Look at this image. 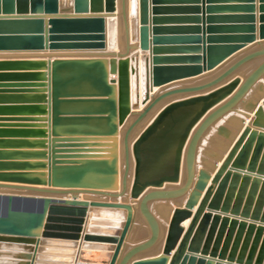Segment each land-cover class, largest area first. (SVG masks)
<instances>
[{"label": "water", "instance_id": "1", "mask_svg": "<svg viewBox=\"0 0 264 264\" xmlns=\"http://www.w3.org/2000/svg\"><path fill=\"white\" fill-rule=\"evenodd\" d=\"M127 1L121 0V7L117 12V0H0V9H3L0 12V52L78 51L48 54L49 58H61L48 64L40 62L19 65H49L50 86L56 99L106 98L93 100L105 101L108 105L105 112L93 114L106 116L109 123L108 131L89 134L105 137L92 138L107 143L100 145L107 148L99 152L102 154L58 163L60 166L51 168L47 175H0V182L18 184H0V264H3L1 256L4 243L22 247L15 261H12L15 264H35L36 260H43L48 247L69 249L70 255L74 257L82 245L85 248L99 243L105 244L108 252V259L98 262L100 264H169L172 252L176 249L171 264H264V242L260 257L256 261L254 259V253L264 235V216L261 221L251 219L247 214L239 219L225 209L219 213L220 210L214 205L203 212L206 221L214 220L224 227L231 226L255 233V242L247 260L207 249L201 250L200 241L197 236L193 237L192 231L203 207L198 208V214L183 238L185 229L181 226L183 221L193 216V210L199 205L211 180L209 171H217L213 184L219 183L224 177L219 185V192L224 190L233 175L237 177L244 174L250 177L256 173L252 167L246 170L239 161L234 164L233 161L240 151L242 153L247 148L248 145L244 144L249 136L252 140L258 137L264 139V109L258 108V101L264 97L263 88L255 91V100L244 105V111L248 114L239 112L236 108L264 76V63L246 77L238 71L245 64L264 57V47L245 54L246 44L256 40L251 35L253 27L240 28L248 30L244 32H249L250 35L209 38L210 42L213 39L223 42L216 45L207 43L206 38L207 24H253L255 16L251 12L240 15L207 14L206 0H202V8L197 4L184 7L161 6L157 3L164 0H153L152 9L150 0H139L138 20L135 17V0H131L133 7L130 16ZM150 12L153 17L152 38ZM119 16L124 25L125 49L120 47L119 52H105L106 49L113 51L119 46ZM166 25L190 26L165 27ZM260 36L264 39V26L261 27ZM138 39L139 44L136 43ZM257 44L263 45L261 42ZM138 49L150 53L144 57L146 88L143 98L140 93V56L132 55L129 59L131 52ZM131 61L136 63V67L130 68ZM224 68L222 73L204 84L151 95L153 88H161L174 81L194 78L203 73H206L203 78L210 77ZM110 74L118 75V80H110ZM131 74L136 75L134 104L131 103ZM85 81L89 83V92L78 90L71 93L70 89L80 87ZM186 94L193 96L168 104L132 141L133 133L159 104L171 97ZM228 97L230 98L225 103L216 107ZM55 103L59 104L60 101L56 100ZM141 104L144 106L141 112L132 113L138 111ZM214 107L216 108L212 110ZM237 111L250 120L249 124L245 125L241 118L230 116L225 121L226 124L239 129L244 127L236 144L221 168L218 164L224 158L206 148L205 154L217 163L203 160L202 166L206 170H200L197 176V154L201 141L220 120ZM250 114H254V117ZM135 116V120L130 121ZM60 122L54 119L56 129ZM125 124L128 128L122 141L124 171L120 179L119 125ZM193 128L195 130L191 134ZM224 128L219 129L223 131ZM260 130L262 133H259ZM187 142L186 178L182 183L181 160ZM170 146L173 147L169 148ZM132 157L135 160L133 177ZM37 167L39 168L33 171H46L43 164ZM2 168L0 165V170ZM261 175L263 173L258 172L257 179H264ZM180 183L182 185L176 188L167 186ZM212 190L213 187H210L208 193ZM188 193L190 196L184 207L174 209L173 206L164 204L159 208L160 211H165L163 215L166 218L172 214L163 251L155 256L136 259L154 251L163 239L162 227L151 211V203L177 201ZM91 195L114 201L90 198ZM207 195L209 198L210 194ZM120 199L123 201L120 202ZM103 209H111L123 216L111 234L92 232L91 228L96 222L88 220L90 214L97 215ZM137 212L150 228L151 236L130 248L118 262L124 244L130 239ZM201 231L204 233L203 229ZM188 241L189 247L186 249ZM85 254L86 250L82 249L77 262L94 263L86 259Z\"/></svg>", "mask_w": 264, "mask_h": 264}, {"label": "crops", "instance_id": "2", "mask_svg": "<svg viewBox=\"0 0 264 264\" xmlns=\"http://www.w3.org/2000/svg\"><path fill=\"white\" fill-rule=\"evenodd\" d=\"M153 0H150V9L153 7ZM157 3V2H155ZM202 0H164L157 4L161 6H194L191 4H197L202 8ZM128 15L132 14L131 8L133 3L131 0L127 1ZM135 17L139 20V0L134 2ZM121 0H117V12L120 10ZM252 8V9H251ZM207 14L216 15H240V13H250L255 16V22L253 24H212L206 25L207 43L220 44V39H213L212 42L209 38H227L234 36L250 35L248 30H242L241 27H253L255 41L253 43H247L245 47V54L254 50H259L264 47V39H261V27L264 26V0H206ZM3 12V9H0ZM118 14V13H117ZM152 14L150 12V33L151 38L153 36V25L151 22ZM186 27L190 25H166L165 27ZM202 27V25H200ZM119 37V46L113 51L104 50L105 52H119L120 47L125 49V33L124 25L121 16L117 17V38ZM107 42V41H106ZM258 42L263 43L262 46H258ZM134 44V42H131ZM139 44V39L136 41ZM222 45V44H221ZM235 45V44H229ZM243 50V51H244ZM78 51H21V52H0V165L3 166V170H0V175H28V174H40L49 173V170L54 166H60L58 163L72 162L74 158L84 156H95L102 153L101 151L107 150V148L100 145L107 143L96 141L92 138H105L104 136H91V132H106L109 130V123L106 116L96 115L93 113H103L108 109V105L105 101H93L104 100L106 98H71V99H56L53 94V89L50 86L49 65L45 67H29L28 65L19 64H31V63H45L50 61L60 60L58 58H49L48 54H63ZM140 56V90L142 95L145 93L146 88V66L144 57L149 56V52H143L140 49L135 52H131L129 59L132 55ZM38 55V56H37ZM40 55V56H39ZM37 56V57H36ZM264 63V57L255 59L242 67L238 72L245 77L248 76L253 70ZM136 67V63L131 61L130 68ZM227 67V66H226ZM45 68V69H40ZM210 77L203 78L206 73L194 78L174 81L161 88H153L151 95L157 94L161 91L170 90L174 88H183L198 86L204 84L220 73ZM238 73V74H239ZM45 75V77H37ZM48 75V76H47ZM109 79L118 80V75H109ZM117 85V84H116ZM131 85V103L136 102V75H130ZM82 86V89H79ZM89 83L83 82L78 88H72L71 93H76L78 90L89 92ZM262 87L264 91V76L257 82L254 88L246 95L244 101L236 108L239 112H244V105L250 101L255 100V91ZM193 95H179L166 99L159 104L139 125L138 129L132 135V141L134 142L140 133L147 128L156 116L170 103L177 100H183ZM143 98V97H142ZM230 97L219 103L216 107L225 103ZM59 100L60 103L56 104L55 101ZM67 100V101H63ZM69 100V101H68ZM258 108L264 109V97L258 101ZM141 110L144 106L141 105ZM214 107L212 110H214ZM211 110V111H212ZM230 113L220 120L213 128H211L201 141V147L197 154V176L200 170H206L202 166V161L207 159L212 163H217L211 160L210 157L205 154L206 148L213 153L220 154L224 159L219 162L218 167L221 168L223 162L229 156L230 151L236 144L241 130L244 128H236L225 123L230 116H236L245 121V125H248L250 120L241 115L240 113ZM135 111H132V113ZM178 113H181L178 112ZM253 118L254 114H250ZM102 117V118H97ZM76 118H89V120L79 121ZM132 117L130 121L135 120ZM54 119L60 120V124L56 129L54 126ZM171 125V124H169ZM262 125L264 126V117L262 118ZM220 127H225L223 131H220ZM128 125H119V146H120V179L124 171V160L122 156V141L123 135L127 130ZM166 129V127H164ZM196 128V127H195ZM191 131V134L193 131ZM84 132V133H79ZM262 133V130L259 131ZM86 134V135H81ZM191 136V135H190ZM82 138L84 140H82ZM189 141V139H188ZM188 142L186 143L181 160V181L182 183L186 178L185 169V150ZM248 145L242 153H238L233 161H239L246 170L253 168L256 173H253L250 177L244 174L235 177L234 175L227 181V184L222 192H219V185L223 181L224 177L219 183L213 184V180L217 174V171L208 173L211 175V180L203 192L202 199L199 205L193 210V216L186 219L181 223V226L185 229L182 238L190 228L194 218L196 217L198 208H202L201 213L198 215L197 222L192 231L193 237L197 236L200 241L201 250L207 249L210 252L216 251L217 253H225L227 256L234 255L237 259L243 257L247 260L248 255L251 252V248L255 242V233H249L247 230H240L239 228H232L231 226H222L221 223H216L214 220L206 221L204 219L203 212L207 211L210 206L214 205L220 210H227L230 215L235 214L237 218H242L246 214L249 218L259 219L260 221L264 216V179H257V173L262 172L264 177V139L258 137L257 139L249 136L244 144ZM170 146L169 148H172ZM44 165L46 171H33L40 165ZM135 167V160L132 157V175ZM183 167V168H182ZM231 168V167H230ZM243 173V172H242ZM256 176V177H255ZM259 177V176H258ZM197 178L195 179V183ZM182 183L167 185L168 187H180ZM3 185H18L9 182H0ZM179 185V186H178ZM22 186V185H21ZM213 187L211 193H208V189ZM38 188H46L38 186ZM10 192H19L14 190H6ZM209 195V198L207 197ZM190 193L182 197L177 201H158L153 202L150 205L151 211L155 214L162 227L163 239L159 246L155 248L151 253L140 255L136 259L144 257L155 256L163 251L165 245V239L172 218V214L169 218L164 217L165 211H160V206L169 204L175 208L184 207ZM81 198H84L82 196ZM90 198H96L99 200L114 201L113 199H107L101 196H93ZM207 198V199H206ZM120 202L123 199L119 200ZM205 204H203V202ZM203 205V206H202ZM246 216V217H247ZM121 213H116L111 209H103L97 215L90 214L88 219L94 220L96 223L91 228L92 232L99 234H111L116 230V224L122 220ZM243 219V218H242ZM250 219V220H251ZM189 226V227H188ZM201 229L204 230L202 233ZM151 236L150 228L139 212L135 214L134 227L130 232V239L123 246L122 252L118 259L134 245L146 241ZM192 237V238H193ZM182 241V239H181ZM198 241V242H199ZM191 242V241H190ZM264 242V235L258 244L257 250L254 253L255 261L260 257ZM3 255L1 260L3 264H15L17 253L22 251L20 245H13L8 247L4 245ZM189 247V241L187 242L186 249ZM178 248V247H177ZM177 250V249H176ZM176 250L172 252L171 264L173 256ZM43 260H37L35 264H72L71 261L74 257L70 255L68 249L58 247H48V251L43 254ZM79 256V255H78ZM85 258L91 260L92 264H100L98 262L108 259V252L105 244H90L86 250ZM80 264V263H79Z\"/></svg>", "mask_w": 264, "mask_h": 264}, {"label": "bare ground", "instance_id": "3", "mask_svg": "<svg viewBox=\"0 0 264 264\" xmlns=\"http://www.w3.org/2000/svg\"><path fill=\"white\" fill-rule=\"evenodd\" d=\"M118 41H119V37H118ZM119 45V44H118ZM140 93H141V98L143 97V95H142V92L140 91ZM153 95V94H152ZM155 95V94H154ZM142 105V104H141ZM143 106V105H142ZM142 107L140 106V109H141ZM140 109L138 110V111H135V112H139L140 111ZM183 168V167H182ZM183 170H185V169H183ZM181 176H182V174H181ZM180 185V184H179ZM178 185V186H179ZM89 220V219H88ZM189 227V226H188ZM4 245H7L8 247H10V245L11 246H13V245H15V244H7V243H4L3 244V247H2V252H3V249L5 248L4 247ZM90 245H88L87 247H85V248H83L84 246L82 245L81 246V248H78V250H77V254L74 256V254H73V256H74V260L73 261H71L72 262V264H79V262H77V259H78V255L80 254V252H81V250L82 249H85V250H87V248L89 247ZM64 249H66V248H64ZM69 250V249H68ZM76 256H77V258H76ZM46 258V257H45ZM47 259V258H46ZM37 261V260H36ZM45 264V263H44Z\"/></svg>", "mask_w": 264, "mask_h": 264}, {"label": "rangeland", "instance_id": "4", "mask_svg": "<svg viewBox=\"0 0 264 264\" xmlns=\"http://www.w3.org/2000/svg\"><path fill=\"white\" fill-rule=\"evenodd\" d=\"M64 249V248H63Z\"/></svg>", "mask_w": 264, "mask_h": 264}]
</instances>
